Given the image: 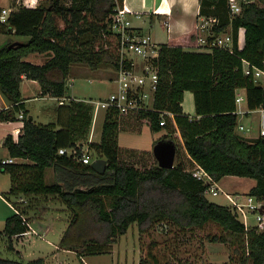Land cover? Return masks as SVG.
I'll return each instance as SVG.
<instances>
[{
  "label": "trees",
  "instance_id": "16d2710c",
  "mask_svg": "<svg viewBox=\"0 0 264 264\" xmlns=\"http://www.w3.org/2000/svg\"><path fill=\"white\" fill-rule=\"evenodd\" d=\"M122 1L47 0L35 8L10 12L6 22L0 23L1 33L28 38L14 46L13 41L0 45V94L12 105L0 112V122H15L19 112L24 117L17 142L9 135L2 144L9 158L18 160L0 162V172L10 177L4 200L15 211L3 229L9 251L13 253L11 241L29 232L27 217L38 215L47 202L54 201L68 215L59 247L79 258L106 253L132 224L140 233L168 224L178 233L190 234L205 233L206 227L214 226L217 233L205 235L208 242L229 247L231 255L224 264H264V226L245 228L229 206L208 201L207 186L192 176L200 167L216 183L228 176L254 179L248 196L264 201V137L248 139L237 133L235 105L236 91L244 90L248 110L264 108V88L242 69L245 60L264 72V0H239L241 11L236 15L231 14L228 0H199V17L216 19L210 30L215 34L230 31L232 52L159 45L154 61L158 86L151 109L126 115L108 110L100 141L87 144L89 156L92 152L95 158L107 160L102 175L79 160L82 151L75 139L90 127L88 107L63 104L58 107L57 123L47 125L27 116L20 91L23 78L36 81L41 95L60 99L65 96L70 66L117 70L119 37L111 25ZM240 29L244 30L241 48ZM41 54L50 59L42 65L27 61ZM185 92L193 95L195 118L183 113ZM144 123L151 132L164 131L162 139L174 142V168H159L152 152L119 147V132L141 133ZM60 149H73L76 154L60 155ZM48 169L55 174L50 184L45 181ZM10 197L19 200L11 204ZM154 254L150 252L151 261L156 260ZM0 264L44 261L0 256Z\"/></svg>",
  "mask_w": 264,
  "mask_h": 264
},
{
  "label": "rangeland",
  "instance_id": "374dc122",
  "mask_svg": "<svg viewBox=\"0 0 264 264\" xmlns=\"http://www.w3.org/2000/svg\"><path fill=\"white\" fill-rule=\"evenodd\" d=\"M127 2L133 10L144 9L143 7L146 4V0H127ZM0 7L8 10L12 7V0L11 2L10 0H0ZM130 19L132 20V18ZM149 36L152 42L158 45L167 44L166 33L158 30V28H154L152 34ZM10 40L25 43L28 38L0 32V45ZM184 48L186 49V47ZM44 55L46 54L32 56H42L41 60L43 61ZM258 80L259 82H264L263 78H259ZM262 85L264 86V83ZM116 87V71L112 67L103 66L98 70H90L80 64L70 66L63 103L67 106L73 102L84 105L91 110L89 129L81 134L79 138L75 139L83 153H87L88 151V140L93 143L100 141L105 114L104 111H99L96 114L94 127V105L91 102L107 98L109 94L116 90ZM22 94L25 97L27 115L35 123L42 125L57 123L58 107L62 106L58 99H34L40 97L38 89L29 83L23 85ZM258 122V114H252L248 118L239 115L237 124L243 126L244 131L237 130V133L244 138H256L259 131ZM92 127L94 136L89 139ZM163 135L164 131L151 132L148 125L144 123L141 126V133L119 132L118 145L122 149L152 152L154 145L162 139ZM3 156L5 157L2 149H0V159ZM90 156L92 157L94 154L90 152ZM49 176H51V173H49ZM45 181L49 184L47 179ZM219 182L217 184L218 188H220L218 195L213 196L208 192L205 196L211 203L229 206L230 203L226 195L231 198H243L250 184L254 183L255 180L228 176L222 178ZM9 188L10 177L0 172V256L3 259H20L23 262H27L41 258L44 264H139L143 260L146 261V264H152L150 252H153L157 256L163 257V261H167L165 264H224L228 261L229 255H231V251L227 245L207 241L205 234L217 233V229L214 226L206 227L205 233L196 231L190 234V232L178 233L175 228L166 224L154 226L147 232L140 233L138 226L132 224L125 235L121 236L115 244L109 246L106 253L79 258L74 252H64L59 247L60 239L67 227L68 215L66 211H63L64 207L54 201H49L46 203V209L42 208L38 215H29L27 217L31 229L37 235L29 231L31 233L30 236L28 234L22 240L14 239L11 241L12 246L22 255L18 257L16 255L18 253L15 254L9 251V240L3 234L5 220L15 212L12 205L9 204L11 207L8 206V202L4 200L5 193L9 191ZM18 200L16 197H10L9 202L14 204ZM254 222L252 217H250V226L255 225ZM45 227H50V232L42 237L43 231L41 229H45ZM152 242L155 243L153 247L151 245Z\"/></svg>",
  "mask_w": 264,
  "mask_h": 264
},
{
  "label": "built area",
  "instance_id": "2783aa9c",
  "mask_svg": "<svg viewBox=\"0 0 264 264\" xmlns=\"http://www.w3.org/2000/svg\"><path fill=\"white\" fill-rule=\"evenodd\" d=\"M228 6L232 15L239 14L241 11L239 0H228ZM133 14L123 5L118 6L112 17L111 30L119 37V66L116 70V90L109 94L103 100L91 102L94 105V120L99 111L106 113L108 110H115L119 115H126L127 113H134L146 111L151 109L154 100V94L158 86V71L154 66V61L158 57L159 45L152 42L149 35H139L133 32L131 28L128 15ZM8 13L2 10L0 13V23H5ZM216 24V19L202 18L199 31L203 34L195 38L192 48L195 52H211L212 49L218 48L232 52L233 38L230 33L215 34L210 30V27ZM244 30L240 29L238 35V47L240 42V34ZM241 48V47H239ZM243 73L246 76H251L256 84L259 78L264 80V72L250 65L247 61L242 60ZM60 104L63 100L60 98ZM246 102L245 94L237 93L235 95V105L237 115H243L244 111L241 110V103ZM259 131L257 138L264 137V108L258 109ZM172 116L171 114H168ZM23 113L19 112L16 115V120L20 122V128L17 129L11 136L17 142L20 131L23 127ZM164 124V119L161 120L160 125ZM237 130L244 131L243 126L237 124ZM60 155H75L76 151L73 149L65 150L60 149ZM80 162L84 165L91 163V158L87 153H83L79 158ZM15 162L13 159L3 160L2 164H10ZM192 176L201 181L207 186L206 193H211L217 196L219 188L217 183L200 167H198ZM229 201V207L237 214L239 220L244 224L245 228H259L264 226V201H258L253 197L244 196L231 198L226 195ZM255 221V225L250 226L249 218ZM29 231L37 235L29 225ZM29 233V232H28ZM26 233V234H28ZM25 234V235H26Z\"/></svg>",
  "mask_w": 264,
  "mask_h": 264
},
{
  "label": "crops",
  "instance_id": "0c3cea01",
  "mask_svg": "<svg viewBox=\"0 0 264 264\" xmlns=\"http://www.w3.org/2000/svg\"><path fill=\"white\" fill-rule=\"evenodd\" d=\"M45 1L47 0H12V7H10L8 10L2 7H0V9L7 11V13L9 14L10 12L17 11L21 7L35 8L38 6L39 3L41 2L43 3ZM122 2H123L122 5L125 8H127L130 12L133 13V14L128 15L127 17L130 21L131 28L134 33L142 35V36L151 35L152 30L154 28H158V30H162L163 33L164 32L166 33L167 40H168L167 44L173 45V46H181L183 50L185 51H194V49L191 47L194 42V37H197L203 34L201 31H199V26L201 25V20H202V18L199 17V0H146V4L143 7L145 10L141 8H139V10L137 9L133 10L129 7L127 0H123ZM130 18H132V20ZM228 33H230V31H228ZM8 34L14 35L13 32L8 33ZM243 42H244V34L243 32H241L239 47L243 46ZM184 47H186V49ZM44 56L45 58L43 61L41 60L42 56L41 57L31 56L27 58V61L30 63L36 64V65H42L48 59H50V56L48 54ZM25 83H29L38 89V95L40 97H36L34 99H39V100H44L45 98H52L54 100L58 99V98L49 97L47 95H44V96L41 95L40 86L36 81L27 80L26 78H23L21 85H20V91H21V96H22V99L25 105V109H26L25 97L22 94V87ZM237 93L245 94L244 90H237ZM61 99L63 100V98ZM59 100L60 99H58V101ZM181 106H182V110L184 114L188 115L190 118H195V109H194L192 93L190 92L184 93ZM11 108H12V105L9 104L6 101V99L0 94V112L7 110V109H11ZM241 110L244 111V114L241 115L244 118H248V116L252 114H258L259 120H260L258 109L255 111L248 110L246 106V102L241 103ZM94 121L95 120H93V124H94ZM93 126L95 127V124ZM19 128H20V122L17 120L15 122H0V149H2L5 155V157L4 156L1 157L0 162H2L3 160L9 159V155L6 149H4L2 146L5 138L9 135L11 136ZM93 136H94V132H93V127H92V130L90 131L89 139H91ZM252 139H255V138H252ZM88 143H93V142H89L88 140L87 144ZM90 158L92 162L95 157L92 156ZM15 162H18V160H15ZM49 173H51V176H49ZM236 178H239V177H236ZM46 179L48 180L49 184L54 181L55 174H54L53 169L47 170L45 180ZM219 183L220 182H218L217 184ZM255 184L256 182L250 184V187L248 191L245 193V196L248 195L249 191L255 186ZM7 205L10 206L9 203H7ZM44 208L46 209V207ZM41 230L43 231L41 234V236L43 237L46 234H48V232H50V227H45V229H41ZM28 234L29 236L31 235V233H28ZM28 234L19 238V240H22ZM41 236L39 235V237ZM12 248H13V253L15 254L18 253L16 254L18 257L22 256L19 251H17L14 247ZM64 252H68V251H64ZM154 255H155L156 260L151 261L152 264L167 263V261H163V257L157 256L156 254Z\"/></svg>",
  "mask_w": 264,
  "mask_h": 264
},
{
  "label": "water",
  "instance_id": "95a60500",
  "mask_svg": "<svg viewBox=\"0 0 264 264\" xmlns=\"http://www.w3.org/2000/svg\"><path fill=\"white\" fill-rule=\"evenodd\" d=\"M18 44V42L13 43L11 46ZM152 155L157 162L159 168L170 170L174 168V162L176 157V146L172 140H160L158 141L153 149ZM107 160L103 158H95L90 163V168L97 174H104L107 167Z\"/></svg>",
  "mask_w": 264,
  "mask_h": 264
}]
</instances>
